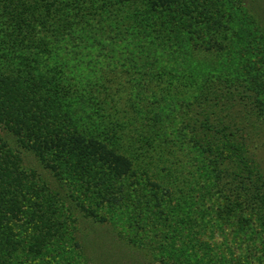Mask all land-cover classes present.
<instances>
[{"label": "rangeland", "instance_id": "rangeland-1", "mask_svg": "<svg viewBox=\"0 0 264 264\" xmlns=\"http://www.w3.org/2000/svg\"><path fill=\"white\" fill-rule=\"evenodd\" d=\"M220 1L189 42L155 9L138 35L88 13L20 44L0 9V118L30 127L1 118L0 147L47 211L9 263L264 264V0Z\"/></svg>", "mask_w": 264, "mask_h": 264}, {"label": "trees", "instance_id": "trees-1", "mask_svg": "<svg viewBox=\"0 0 264 264\" xmlns=\"http://www.w3.org/2000/svg\"><path fill=\"white\" fill-rule=\"evenodd\" d=\"M6 1L7 0H0V4L2 5L0 8L1 12L3 15H6L4 22L14 25L12 30H15V34L13 36L15 38H19L17 41L19 40L20 44L26 38L33 39L36 31L39 30L38 28L42 24L56 29L58 28L56 22L59 20V22L63 23L62 26H72L77 24V19L79 21H84L88 13L93 14L94 18L96 15H101L107 23L110 22L112 26H117L119 29H121L120 26H123V24L124 26H131L133 27L132 31L138 35L139 32L145 31L143 30V27L145 28V26L147 27L149 25L146 17L155 9H157V11L161 14V16H159V20L164 19L166 23H174L175 21L176 25H179L178 30L184 31V33L191 37V39H188L189 42L194 40L192 38V33L200 28L199 25H202L207 21H209L211 26L220 22V17L210 12L212 11L213 6H224L220 0H116L117 6L113 9L114 12L112 13L107 5H100L98 2L99 0H17L16 2L15 0H10L12 2L11 8H9V3ZM228 1L229 0H225V6H228ZM86 3L88 5H86ZM85 5L86 7H84ZM190 5H192V7ZM20 6L22 10H19ZM198 7L202 13L199 12ZM159 8L162 9V11ZM167 10L174 16L173 21L169 19V15L163 13ZM186 15L189 16L188 21L184 20ZM210 25L207 24L206 27H211ZM207 30L208 28L202 32L205 34ZM37 36H40V33ZM143 36L144 35H140V38ZM166 37L167 40L161 39L162 41H160L162 46L167 45L172 41L169 36ZM152 38L154 39V37ZM150 40L151 39H149V41ZM34 86H36V84H34ZM12 114H15L12 117L16 119L18 126H20V130L30 129V127L26 125L25 121L19 118V116L13 111H6L5 115H2L1 118H5L6 120L3 119V121L8 122L6 117ZM35 120L36 122H40L39 119ZM32 121L33 127L36 128H33L32 134L34 135L40 126L33 119ZM20 143L24 147L29 148L23 140L20 141ZM4 149H6V146L0 147V264H11L9 263V260L13 258L15 254L17 256L19 254H23L25 250V247L23 248L22 246L21 251H18V253L16 252V249H19L21 245L14 241L16 231H19V229H17V227H13V223L19 224L18 220H20V216H24L23 214L26 215V211L30 209L31 212L29 220L30 222H35L37 225L36 220L38 219L42 222V216L44 217L47 211L43 209L38 210L39 207L33 206L32 202L27 205V200L31 199H26L25 193L29 194L28 191L30 186L25 183L20 186L21 176L24 173H20L18 166H16L11 160L7 159L8 155L12 152ZM29 149H32L41 159L37 143H33ZM246 155L247 153L244 150L238 152L237 156H239V162L243 166L240 170L251 174V169L254 167L250 168V165H252L253 162L250 163V165L246 162L249 157L252 158V155ZM255 159H257V157H254L253 161ZM260 162L261 161H257V163H254L256 168L259 170L262 169L260 168L262 167L260 166ZM247 166L249 167L247 168ZM212 172H214V170H212ZM259 176L264 177L262 175ZM17 187H19V190ZM23 201L27 202L23 204ZM165 201L166 200H164L162 205V207L164 206L163 209L162 207L160 208V204L157 205V216L164 222L166 221V213L164 209L167 208V202ZM156 204L157 202L154 206ZM33 207L36 208V211H33ZM81 208L84 209V207ZM166 222L168 223V221ZM37 239L39 240V237ZM31 243L32 241L28 242L26 247L28 248ZM204 246L206 249L208 248L206 244H204ZM30 248L35 250L33 245ZM11 254L14 255L12 256Z\"/></svg>", "mask_w": 264, "mask_h": 264}]
</instances>
